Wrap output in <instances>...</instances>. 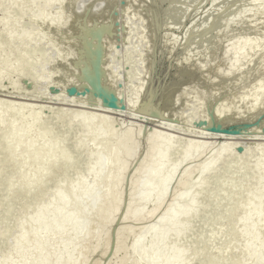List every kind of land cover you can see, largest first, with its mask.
<instances>
[{
  "label": "bare ground",
  "instance_id": "1",
  "mask_svg": "<svg viewBox=\"0 0 264 264\" xmlns=\"http://www.w3.org/2000/svg\"><path fill=\"white\" fill-rule=\"evenodd\" d=\"M31 1H34V7L28 11L26 6ZM211 1L215 4H223V6L218 11L216 18H213L212 14H207L202 18V22L208 24L207 29L201 36L187 44L186 50L189 53L198 49H203V52L200 54H188L183 58L182 64L179 63V65L183 66H180L176 73L179 77L187 78L184 81L185 83L177 89L173 99H171L170 106L172 105V108L167 114L170 122L173 121L171 118H178L180 121H175L176 125H171L172 123H166V125L168 127L170 125V128L174 126L175 128L172 127L173 129H179L182 131L180 134L185 137L168 132V128L165 129L166 131L161 130L159 129L161 128L160 126L157 128L150 127L148 130H143L140 127L136 128L135 131L126 127L124 129L122 125L125 122L123 121L128 120H122L123 118L117 117L120 111L125 110L123 111L125 113L129 111L132 106H130L131 101L137 100L138 96L141 95V90L144 89V84L152 67V55L157 41V28L155 26L148 31L146 26L147 22L149 25V21L151 24L154 21L155 25L156 23H161L159 14H156L152 8V0H6L4 2V4L12 5L13 11H15L12 18L19 22L22 20V25L26 23L22 27H20L21 24L19 25L20 31H18L17 35L11 37V42L19 46L23 45L22 47L26 45L28 48L31 47L30 50H32L27 55L20 57L21 61L20 59H16L11 63L0 61L1 73L8 70L12 71L17 64L28 66V72L23 73L24 90H18L12 83L10 94L16 95L11 97L16 99L0 98V118L6 114L16 115L22 113L26 115L28 111L39 107L42 110L40 108L39 115L29 123L27 129L23 131L16 130L12 136L7 133L3 135L2 132H5L6 129H18V124L15 123L14 119L11 118L6 123L0 124V147L9 140H15L13 149H0V257L7 253L13 254L2 264H14L16 255L26 246L28 240L39 235V230L43 226H47V231L43 235L44 242L38 246L40 254H44L43 252L47 249L46 243L53 236L66 231L69 228V220L78 222V226L71 232L72 236L83 238L94 231L85 224L86 222L81 223L80 220L99 216L101 218L99 222L100 231L98 233L95 232V244L92 249L100 246L107 235V227L112 222L123 199L119 175L126 168L127 162L140 152L142 146L147 155V160L140 164L135 171L138 176L131 180L128 185L129 197L132 200L130 199L131 204L128 203L127 206L129 208L126 209L129 210L128 212L134 213L133 216L129 214L132 216L131 218L142 220L152 216L159 209L161 199L165 195L167 196L169 185L174 179L182 188L175 192L171 199L170 205L174 209L170 211L169 215L160 218L155 225L144 226L139 229L135 238L129 244H122L121 242L120 244L118 242V247V244H115L116 252L122 249V256H120L121 258L116 264H134V260L128 261L129 255L142 258L143 264H159V262H162L159 261V257L164 254L165 248L169 244H175L177 249L174 251V255L166 256L164 261L166 264H185L186 260L188 264H207V261H202L201 256H204V254L202 250L201 252L199 251L197 242L192 246L184 247V249L190 248L188 249L190 250V255H184L185 262L184 259L182 262L181 257L183 254L180 252L178 243L182 246L184 241L174 237L178 229L182 225L185 227V223H188L184 216L175 219L176 221L174 220L177 215L185 213L186 203L183 204V199L187 196V192L184 191L186 185H190L192 188L195 187V190L198 187L199 189L201 188L195 193L196 196L198 193V197L192 205L195 206L206 201L209 204L203 208L205 211H207L206 209H214L215 206L217 207L216 209L223 206L219 209L216 216L220 217L219 214L222 213L221 219L226 217L223 220L224 223L227 222L228 217L236 221L242 216H251L254 221L253 227L258 231V235H255L247 224L245 225L247 232L245 235L241 236L239 233H234L230 240L236 241L240 237L241 239L244 237L247 239V247L250 251H255L253 249L257 248L260 249L258 258L260 255H264V248L260 247V245L264 244V182H261L259 189L255 193H245L244 189H242L233 195H226L225 193L223 194L226 190L223 186L220 191L213 192L214 195L209 200H205L209 190L217 189L216 184H227L237 179L235 174H229L213 183V175L226 174L221 160L218 162L219 167L217 166L214 174L205 176V172L202 175L205 166L217 160V154L222 147H232L234 152H236V147H242L243 151L238 152V155L243 162L248 163L254 158V160L258 158L262 160L263 157L261 155L264 153V119L258 120L255 115L245 117L247 112L255 106L264 103V82L260 83V85L256 84L247 92L233 94L234 104L231 102L225 105L224 108L217 109V101H219L218 99H220L222 91H224L222 88H236L250 76L256 74L264 81V65L261 62V56L264 54V45L260 48L259 59L257 58L254 63L235 72V62L242 48H230L228 46L234 41L240 44L246 42L239 35H232L229 32L219 39L211 36L213 30L220 29L222 26L225 30H229L234 23H238L240 26L239 33H242L248 26L254 24V19L248 15L242 17L233 15L229 20L225 19L239 6H246L249 9L255 8L257 1ZM194 3L195 0H170V4L163 9L165 19L161 25L167 27L169 31L175 32L177 23L185 16ZM255 17L257 28L259 30L263 29L264 2ZM117 19L119 20V25L116 24ZM12 24L14 25V23ZM47 29L52 30L51 32L54 31V33L50 35L51 32ZM187 30L183 34H186ZM46 31L50 32L49 36L53 35L56 39L53 38L54 41H52V37H48L46 40H51V42H48L41 52L40 49H37L38 43H40L43 33L48 36ZM56 34L57 36H55ZM59 35H64L65 37L61 38ZM93 38H95V41H93ZM256 39L257 34H254L247 42L251 44ZM172 40V36L165 32L162 35L161 44L166 48V45ZM150 46L152 49L149 54ZM3 52L4 48H1L0 59ZM206 53H211L213 60L204 69L197 72L194 77H190L188 73L189 67L203 62ZM86 61L90 63H86ZM186 62L189 67L185 66ZM82 63H84V69L82 68ZM98 64L99 68L97 67ZM29 66L31 68L34 67V70L31 71ZM95 69L98 71V79L105 90L114 88L117 92L120 90L119 94L120 92L126 94L127 97L116 108L95 104L99 108L90 107L94 109L92 111L91 109L86 110L87 106H82L83 104H92L82 100L83 96H80V94L82 90L90 86L88 82L95 74ZM105 75L107 79L104 78ZM91 85L94 86L88 92L95 94L99 90L95 87L96 80ZM53 87H57L56 90L52 91ZM71 87L76 88V92L73 94L74 97L67 93ZM33 92L36 94L33 95ZM27 95L35 98V100L29 99ZM27 100L47 101L48 104L40 105L35 102L31 103L32 101L26 102ZM236 103H239L240 114L232 113L233 108L237 105ZM121 105H124L125 108H121ZM83 107H86V109H83ZM109 109L112 111H109ZM213 111L217 115L212 119L211 113ZM74 114L96 117L97 119L94 123L96 125L93 124L88 127V124L75 122L71 119ZM113 114H116V116ZM119 115L121 116V114ZM104 119H109L108 123L101 125L100 123H103ZM200 119L207 122V124L205 122L206 125L203 122L204 128L211 124L216 125L213 122L215 119H221L222 127L226 126V124H235L241 120H245L251 125L245 129H239L240 132L237 135L226 134L224 137L221 136L220 140L213 141L214 147L211 155L205 163L198 167H190L180 171L173 167L171 172L168 170V174H166V170L164 171L158 166H154L151 169L153 160L156 162L162 160V157H160L163 152L161 146L167 138L172 140L171 145L173 148L171 149L173 151L169 153L171 159L179 157L183 150H186V153L190 151L188 155L184 156V160L191 154L199 156L203 153L204 147L210 144L209 141L188 137L198 132L197 129L199 127L201 128V125L196 124ZM44 123L59 130V136L45 137L41 134H36V128ZM127 123H130L127 124L128 127H132L134 122L128 121ZM98 125L104 126L103 130L105 137L109 139V147L106 148L108 151L104 153V166H98L93 171H89L90 165L97 162V157L85 158L83 151H87L88 144L84 145L83 148L82 137L85 136L87 140H91V137L96 134V129L99 128ZM253 125L255 126L253 127ZM255 130L257 132H254ZM171 131L173 130L171 129ZM199 134L193 136L198 138L199 136L201 138L205 137H202L204 133ZM56 142L58 144L54 150L47 152L46 148ZM22 145L23 153L20 152V146ZM258 149L261 151L260 154L256 151ZM24 150H29V153L24 154L26 153ZM155 150L156 153L154 154ZM61 159L62 161H60ZM42 161L48 162L49 166L43 168L37 166L34 172L29 175H16L13 173L21 166L28 167L33 163L35 165L37 162ZM64 161L66 164L61 165ZM18 165L21 166L18 167ZM250 168L252 170L253 166L251 165ZM233 171L235 169L232 167L228 170V172ZM252 171L253 173L260 172V175H264V170H261L260 166ZM199 178L202 179V183H196ZM108 179H116V181L110 184L103 192L85 191L80 194L78 201L65 211L58 213L55 210H51L50 217L61 215V220L58 223L51 224L49 217L46 218L40 214L47 212L62 195L72 192L78 186L103 182ZM256 180L257 177L252 176L246 178V181L240 184L247 188L249 184L252 185ZM236 182L239 183V181ZM205 184L209 186L207 190H204ZM155 185H160L159 191L154 190L153 187ZM24 192L26 193L25 196H23ZM254 196L263 198L261 209L245 213V205L249 202L252 203ZM84 199H88V203L85 205L81 204V200ZM213 199L219 201L214 206H211L210 203L213 202ZM137 201L142 206V210L135 212ZM177 201L178 203L173 205ZM170 205L166 206V212L171 209L169 208ZM205 211L202 212L201 216ZM206 213L208 214L209 212ZM33 215L38 216L34 218ZM74 217H77V219ZM207 219L213 221L216 218L210 216L206 217ZM223 226L217 227V229ZM125 229L123 230L125 231ZM127 231L133 233L130 228ZM119 232L121 233V230ZM193 235L196 237L197 233L192 232L189 238ZM189 238H187L188 241ZM151 241L159 244L154 247V245L150 244ZM252 243H255V247L252 246ZM79 245L76 240H66L60 244L57 250L46 256L43 261H22L18 264H77V262L68 261L64 256L75 250ZM230 246L228 245V248ZM203 248L204 245H202L201 249ZM88 251L87 249L85 250V252ZM211 253L214 254L213 251ZM153 254L158 255V260L155 259L148 262V256ZM232 256L236 257L237 255L233 254ZM233 260L236 262L235 264H241V259Z\"/></svg>",
  "mask_w": 264,
  "mask_h": 264
},
{
  "label": "rangeland",
  "instance_id": "2",
  "mask_svg": "<svg viewBox=\"0 0 264 264\" xmlns=\"http://www.w3.org/2000/svg\"><path fill=\"white\" fill-rule=\"evenodd\" d=\"M5 1L6 0H0V49L4 48V52L1 55L0 61L3 63H5V62L11 63L16 59H20V57L27 55L32 49L30 50L31 47L28 48L26 45H24V47H22L23 45L19 46L16 43L11 42V40H10L11 37L17 35L18 31H20L19 25L22 23L21 22L22 20L19 22V21L15 20V18H12L15 11H13V7H11L12 6L11 4H4ZM165 1L168 2V5L170 4V0H163V1L158 0L157 3L162 4ZM256 1H257V6L255 8L249 9L246 6H239L235 11H233L225 19V20H229L233 15H237L238 17L248 15L250 18L254 19V22H253L254 24L248 26L247 27L248 29L246 28L242 33H239L240 32V26L238 23H234L229 30H225V28L222 26L220 29L213 30L211 32V36L214 38H217V39L223 37L228 32L232 35L237 34V35H239V37L243 41L246 42V43L243 42L244 44H240L239 42L234 41V42H231L232 44L230 46H228L230 48H238V47L242 48L241 52H240V54L237 57V60L235 62V66H234L235 72H237L238 70L240 71L241 69H244L247 65L254 63V61L259 56L260 48L262 47V45H264V28L259 30L257 28L258 27L257 21L255 20V18H256L255 16L261 10V4L264 2V0H256ZM152 2L154 3V9L153 10L155 12L156 11L159 12L160 14L161 13L164 14L163 19H161L160 14H159L160 21L162 24L164 19H165V13L163 12V9L165 7H167L168 5H166V3H164L160 7L157 8V6H155L156 1L152 0ZM222 6H223V4H215L211 0H195L194 5L188 9L185 16L181 20H179V22L177 23V25H176L177 27H175V32L174 31L171 32L168 30L167 27L163 26L164 27L163 33H165V32L169 33L173 39L172 42L169 43V45H166V47H169L171 45L170 49L168 50L169 54H171V52H173L174 48H175V51H179V53H177V55L179 54V57H180V54H182V58H184L188 54H195V53L200 54V53H202L203 49H198L197 51L189 53L186 50L187 44L191 40L201 36L205 32V30L207 29L208 24L203 23L202 18L207 14H212L213 18H216L218 11L220 10V8ZM26 7L28 8L27 9L28 11H29V9L31 10V8L34 7V1L27 3ZM12 23H14V25ZM30 23H31V20H30ZM24 24L26 25V23H24ZM24 24L23 25L21 24L20 27L25 26ZM28 26H29V24H28ZM186 29H188L187 33L183 34ZM192 29H194L193 35H195V37L193 39H190L189 41H186V43L184 45L182 37L188 38L189 37L188 34L190 33V31ZM47 30H49V29H47ZM49 31L51 32L52 30H49ZM46 32H47L48 36H45L43 33L42 39H41L40 43H38L37 49L38 50L40 49L41 52L43 51V47H45V45H47L48 42H51V40H46V39L48 37H50V38L52 37L51 39L54 38L53 35L49 36L50 32L49 33H48V31H46ZM157 32H159V31L157 30ZM53 33H54V31L51 32L50 35ZM254 34H257V39L251 44L248 43L247 41ZM64 35H66V34H64ZM64 35H62L63 37L61 35H59V36L61 38H64L65 37ZM55 36H57V34ZM157 37H158V33H157ZM95 38H93V41H95L94 40ZM54 39H56V38H54ZM54 39L52 41H54ZM175 43H176V45H175ZM156 44H157V41H156ZM182 45H183V47H182ZM34 47H35V45H34ZM32 48H33V46H32ZM180 48H181V50H180ZM33 49L35 50V48H33ZM161 52H162L161 53L162 64H159V68L161 69V71H163L162 75H164V73H165L164 71H165L166 64H167V62L164 60H167L168 57L166 55V58H165V53H166L165 51H161ZM211 60H213L212 54L206 53L203 62H200L196 66L193 65V68L190 67L188 69V73H189L190 77H194L197 74V72H199L201 69H204L207 66V64L209 62H211ZM20 61H21V59H20ZM20 61H19V63H20ZM87 62H89V61H86V63ZM173 62H174V60H173ZM261 62L264 65V54L261 56ZM153 63H154V60L152 58V67H151L150 73H152V71H153ZM177 64L178 63H172V66L174 69V70H172V73L174 72L175 75H174V77L172 76V79H170L169 83H167V86H165V88L163 89V93L161 91V95H160L161 100L159 99L160 101L157 103L159 105L160 109L162 110V112L165 113L167 118L156 119V118L140 115V114L136 113L137 111L134 112L135 111L134 107L139 105V104H137V102H138L137 100L139 98H137V100L131 101L130 106L131 105L132 106L130 107L129 111H126V113L123 112L125 110H123L122 112L120 111L119 113L114 111V112L118 113L117 117H119L121 119L123 118L122 120H128L130 122H134L132 124V127H128L127 124H130V123H127L128 121H123V122H125V124L122 125V127L124 129L126 127L127 129L131 128L135 131L136 128L140 127L143 130H148L150 127L151 128H157L160 126L161 128H159V129H161V130L166 131L165 129L168 128V130H167L168 132H172V133L177 134L181 137H185V136H183V134H180V133H182V131H180L179 129H177V128L173 129L172 127H174V126H171V128H170V125H169V127L166 125V123L167 124L172 123L171 125H174V124L176 125L175 121L170 122L168 120L169 118H168L167 114L170 111V109L172 108V105L170 106L171 99H173L177 89L185 83L184 81H186V78H187L186 77L182 80L181 77L178 76V74L176 73V70L179 68V64L178 65ZM33 68H31V66H29V69H31V71L34 70ZM26 71L28 72V66H26L24 64H17V66L14 69H12V71L8 70V71H4L2 73L0 72V78H1V80H0V98L16 99V98H11V97H15L16 95L10 94V87L13 83V85L18 90L23 91L24 90L23 85H25L24 82L22 81L24 78L23 73ZM251 73H254V72H251ZM106 77L107 76L105 75L104 78H106ZM163 78L168 79L169 77L166 78V76L164 75ZM95 79H96V77L93 75L90 78L88 85H91L92 81L94 83ZM263 82H264L263 79L260 76H258V74H256V75L250 76L244 83L240 84L236 88L235 87H225V89L222 88V90H224V91H222L223 93L220 96V99H218L219 101H217V109L224 108L225 105H227L231 102L234 104L233 98H232L233 94H237L238 92H241V93L247 92L256 84L260 85V83L262 84ZM204 83H205V81H204ZM145 84H146V82H145ZM145 84H144V86H145ZM113 89L106 90V91L113 92L118 97L117 104L119 105L127 96L124 92L123 93L125 95L120 92V94L125 96V97L124 96L122 97L119 94L120 90H118V92H117V91H115V89L114 90ZM145 89H146V87H145ZM98 92H99V90L96 93L100 94ZM96 93L92 94V93L86 91V93L83 94V90L81 91L80 96H83L82 100H84L86 103H89V102L92 103V104H85V105L83 104L82 106H87V109H86V107L85 108L83 107V109L90 110L91 109L90 107L99 108V106L95 105V104H102L101 100H100L101 97L99 95H97L98 97H96ZM27 94H29V93H27ZM34 94H36V93L33 92V95ZM73 94H75V93H72V95L71 94H69V95L74 97ZM28 97H29V99L35 100V98H32L30 96H28ZM41 99L43 100V98H41ZM45 100H47V99H45ZM28 101L31 102L32 100H27L26 102H28ZM43 101H41V100L38 102L32 101L31 103L35 102V103L40 104V105L48 104L47 101L46 102H43ZM236 104L237 105H235V108H233L234 111L232 110V113L233 114H240L241 109H240V107H238L239 103H236ZM40 108L41 107H39L38 109L35 108V110L32 109V110L28 111V113L26 115H24L22 113H19L16 115H12V114L4 115L2 118H0V124H4L9 119L13 118L15 123L18 124V129H9V130L6 129L5 132L1 131L3 133V135H4V133H7L8 135L12 136L16 130H18V131L22 130L23 131V130L27 129V126L29 125V123L39 115V112L42 110V108H41V110H40ZM91 110L94 111V109H91ZM110 110L111 109H109V111ZM95 111H97V110H95ZM104 113H107V112H104ZM119 114H121V116ZM124 114H126V115H124ZM252 115H255L258 120L264 119V103L261 105L255 106L252 110L247 112L245 117L252 116ZM114 116H116V114ZM220 120L221 119H215L213 122L214 123L215 122H221ZM241 123H247V122L245 120H241L235 124L240 125ZM235 124H232V125H235ZM253 124H255V123H253ZM250 125L251 124H249V126ZM255 125H257V124H255ZM255 125H253V127ZM226 126H230V125L226 124ZM226 126H224V127H226ZM249 126H247V127H249ZM38 127L36 128L37 129L36 134H39V135L41 134L45 137L55 136V135L59 136L58 135L60 133V132H58L59 130L48 126L47 123H44ZM201 128H203L204 130ZM201 128L199 127V129H197L198 132H196L195 134L198 135L200 132L199 135H201V133L202 134L204 133V135H202V137L205 136L204 138H201L200 136H199V138L196 136L194 137L193 135H195V134H193L192 136H188V137L195 138L198 140L204 139V140L209 141L210 144H207L204 147L202 154H200L199 156L191 154L187 159L184 160V156L188 155L190 151H188L186 153L185 152L186 150H183L182 154L175 159H171V156L169 154H167L168 157H167V160L165 161V159H166V153H165V155H164L165 159L160 160L161 162L160 161L156 162L152 159L153 162L151 163V165H152L151 169H153L154 166H158L159 168H162V170H164V171L166 170V174H168L169 173V171H168L169 166L176 167L177 171H180V170L187 169L190 167H192V168L198 167V166L202 165L203 163H205L206 160L209 158V156L212 153V150L214 147L213 141L220 140V137L221 136L224 137L226 134L215 133V132L209 131V129H206L203 126H201ZM169 129H170V131H169ZM171 129L174 132L171 131ZM239 129H245V128L241 127ZM7 130H8V132H7ZM52 131H54V132H52ZM254 132H257V130H255ZM120 133H121V131H120ZM256 135H259V134H256ZM14 142H15L14 139L9 140L7 143H5L3 146H1L0 149H2V148L6 149L7 148V149L11 150L14 148V145H15ZM58 142L47 147L46 151L50 152V151L54 150V148L56 147ZM20 147H21L20 152H22L23 145ZM24 152H26L24 154H28L29 150H24ZM155 153H156V150L154 151V154ZM146 157H147V155L145 154V150L142 146L140 152L134 158H132L130 161L127 162L126 168L120 173L119 180L121 181V192H122L123 199H122L121 205H120L119 209L117 210L112 222L107 227V235L104 238V240H102L100 246H98L95 249H92V247L95 244V232L98 233L100 231L99 222H100L101 218L99 216H94V217L89 218V219L82 218L80 220L81 223L86 222L85 224H87L88 227L92 231H94L90 235L83 237V238L72 236L71 232L73 229H75L78 226V222L69 220V222H68L69 228L64 232L53 236L46 243L47 249L45 252H43L44 254H40L41 252L38 250V246H40L44 242V236L43 235L47 231V226H43L39 230L40 234L37 235L36 237L32 238L31 240H28V242L26 243V246L23 247L21 249V251L16 255L14 264H18L19 262H22V261H24V262H28V261H32V260H42L43 261V259L46 256H48L50 253L57 250L62 242L66 241V240H70V239L76 240L77 242H79L80 245L75 250L67 253L64 256L65 259H67L68 261L77 262V264H97V263H99V264H116L118 262V260H120V258H121L120 256H122V254H121L122 249H119V251L116 252L117 249L114 248V246L116 247V245L118 244L117 245V247H118L120 242L122 244H129L135 238L137 231L139 229H141L144 226L155 225L160 218L165 216L166 206L168 207L170 205V202H171V199L173 198L174 193L178 192L182 188V186L179 185L176 182V180L174 179L169 185L167 196L165 195L161 199V204L159 206V209L152 216H149V217L144 218L142 220H137V219L134 220L133 218H131L134 215V213H130V212H128L129 210H127L129 208L127 206L128 203L131 204L130 203L131 198L129 197L128 185H129L131 180H133L134 178H136V176H138L135 171L138 169V167L140 166V164L144 160H147ZM60 161H62V159ZM65 164H66V162L64 161L61 165H65ZM20 166L21 165H18V167H20ZM37 166H40L43 168L45 166H49V163L46 161H42V162H37L35 165L33 163L28 167L21 166L20 168H18L13 173H15L16 175H27V174L29 175V174L34 172V170L37 168ZM114 181H116V179H110V180L108 179V180L103 181V182L87 183V184H83L81 186H78L72 192L65 193L64 195H62V197H60L47 212H42L40 214L43 215V217H46V218L49 217V222L51 224H56L61 220V215L58 214V215L50 217L51 210H55L58 213H61V212L65 211L66 209L70 208L71 206H73L78 201L81 193H83L85 191H87V192H89V191L103 192ZM194 186H196V185H194ZM153 188L155 191H159L161 187H160V185H155ZM200 189L198 187L195 190V187L192 188L190 185L185 186L184 191L187 192L186 193L187 196L183 199V204L186 203V205H185L186 208L197 200L198 193H197L195 201L192 200L191 204L188 205V202H189L190 198L193 196V193H196ZM25 195H26V193L24 192L23 196H25ZM66 195L72 197L73 201H71L70 203H68L66 201H62L63 197ZM87 203H88V199L81 200V204L85 205ZM177 203H178V201L175 202L173 205H176ZM1 204H3V202H1ZM169 208H171V205ZM134 210H135V212L142 210V206L139 205V201H137V205H136ZM126 211H127V215H126ZM129 214H131L132 216ZM36 216H38V215H33L34 218ZM178 226H180V225L178 224ZM127 227L130 228L133 233H131V231H130V233H131L130 234L127 231V229H128ZM119 228L121 230V233L119 232L120 230L118 231ZM121 228H123V229L126 228L125 231H127L128 233L125 232ZM261 242H262V240L260 241V244H261ZM154 243L155 242H152V241L150 242L151 245H154ZM156 243H157L156 245L159 244L158 242H156ZM156 245H154V247H156ZM173 245H174L175 249L173 251L172 250L169 251V247L173 246ZM261 246L264 248V244L260 245V247ZM10 248H12V247H10ZM86 249L89 251L85 252ZM176 249H177V246L175 244L167 245L165 248L164 254L161 257H159V259H160L159 261H162V262H159V264H166L164 262L166 260V256L169 257V256H172V254L174 255V251H176ZM12 255L13 254H11V253H7V254L3 255L2 257H5V258H4V260L0 261V264H2L6 259H8V257H11ZM155 259L158 260L157 254L156 255L153 254L151 256H148V262H151V260H155ZM130 260H134L135 261L134 264H143L144 263L142 258L135 257L134 255L128 256V261H130Z\"/></svg>",
  "mask_w": 264,
  "mask_h": 264
},
{
  "label": "water",
  "instance_id": "3",
  "mask_svg": "<svg viewBox=\"0 0 264 264\" xmlns=\"http://www.w3.org/2000/svg\"><path fill=\"white\" fill-rule=\"evenodd\" d=\"M148 1V0H147ZM156 1V5L157 8L160 7L162 4L166 3V5H168V2L165 1L162 4H158ZM165 5V6H166ZM154 3L152 4V8L154 9ZM164 6V7H165ZM156 9V8H155ZM156 14H160L156 11ZM161 19L164 18V14L161 13L160 14ZM152 22V21H151ZM116 24L119 25V20L117 19ZM156 26L157 30L159 32L158 33V37H157V44L155 43V47H154V53L152 55V58L154 60L153 63V71L152 73H150L147 76V81L146 84L144 86V89L141 90V95L140 97L138 96V102L137 104H139L138 106L134 107V112L143 115V116H147V117H152V118H156V119H164L167 118L165 113L162 112V110L160 109L159 105L157 104L161 99H160V95H161V91L163 93V89L165 88V86H167V83H169L170 79H172V76L174 77V72L172 73L173 66L172 63H181L183 62V58H182V54L177 55V53H179V51H175V48L173 50V52H171V54H168V50L170 49L169 47H166V49L164 48V46L161 44L162 43V33H163V29L164 27L161 25V23H156L153 21L152 24L149 21V25L147 22V26L146 28L151 29L154 28ZM90 28V27H88ZM185 28V27H184ZM195 29V28H194ZM194 29H192L190 31V33L188 34V38L182 37L183 39V44L185 45L186 41H189L190 39H193L195 37V35H193ZM203 30V29H202ZM201 30V31H202ZM188 39V40H187ZM171 43V42H169ZM169 45V44H167ZM176 45V43H175ZM152 46V45H151ZM150 46L149 49V54L151 52L152 47ZM102 47H103V43H102ZM183 47V45H182ZM181 47V48H182ZM168 48V49H167ZM180 48V50H181ZM100 49V47H99ZM97 48V50H99ZM161 51H165L166 55H167V60H164L167 62L166 64V68H165V73L164 75L166 76V78L168 79H164V75H162L163 71H161V69L159 68V64H162V55H161ZM100 54V51H99ZM175 57V58H174ZM177 57V58H176ZM174 60V62H173ZM177 64V65H178ZM179 65V67L183 66V65ZM186 67H189L188 63H185ZM84 66V63H82V68ZM99 68V64L97 66ZM193 68V65L190 66ZM189 67V68H190ZM198 67V66H197ZM81 68V69H82ZM84 69V68H83ZM103 70V68H102ZM104 71V70H103ZM98 71L95 69V74L94 76H96V85L95 87L99 89L100 94L96 93V97H98L97 95H99L101 98V103L103 105H108L109 107H113L116 108L118 106L117 104V100L118 97L113 93V92H108L105 89H103V86L101 85V81H99L98 79ZM181 79L183 80L184 78L181 77ZM92 84L93 81H92ZM203 85V84H202ZM92 86L94 85H90L88 87H86L84 91V93H86V91H88ZM76 87V86H75ZM75 87H71L70 89H68L67 93L68 94H72L74 92H76V88ZM146 87V89H145ZM57 87H53V90H56ZM79 91V90H78ZM144 91V92H143ZM146 92V93H145ZM145 94V95H144ZM104 96V97H103ZM142 97V98H141ZM160 99V100H159ZM121 108H125L124 105H121ZM216 108V107H215ZM214 108V110H215ZM214 113V114H213ZM213 113H211V118L213 119L215 115V112L213 111ZM216 117V116H215ZM71 119L74 120L75 122H82L84 124H88L90 127V125H93L96 121V117H87L84 116L82 114H74L71 116ZM109 119H104L102 124H106L108 123ZM171 120L173 121H180L178 120V118H171ZM87 122V123H86ZM207 124L206 121L200 119L196 124H199L201 126H203ZM206 122V124H205ZM66 125H68L65 122ZM216 125H208V127L206 129H209V131L215 132V133H223V134H227V135H237L240 130L239 128L244 127L246 128L247 126H249L250 123H241L240 125H230V126H226V127H222L220 122H215ZM96 125V124H94ZM99 128L96 129V134L95 136L91 137V140H87V138L84 136L83 138V148L84 145L88 144V149H86L87 151H85L83 148V153L85 154V158H90L93 156L97 157V162L93 163L92 165H90L89 171H93L94 169H96L98 166H104V153L106 151H108L106 148L109 147L108 144V140L107 137H105V132L103 130V127H101L100 125H98ZM67 129V128H66ZM69 129V127H68ZM88 130H90L88 128ZM54 132V131H52ZM60 132V131H58ZM167 141V142H166ZM166 141H164V144L161 146L162 147V154L160 155V157H162V159H165V153H166V159L169 153H171L173 151L172 147V140L170 138H167ZM79 144V142H78ZM80 145V144H79ZM236 152H234L232 147L229 146H224L222 147L221 151L217 154V160L212 161L211 163H208L205 168L203 169L202 175L206 172L205 176H209L210 174H214V171L217 170V166L219 167V163L220 160L222 161V166H223V170L225 171L226 174H222V175H213V183L214 181L221 179V178H225L226 176H228L229 174H235L236 176V181H239V183H237L236 181L234 182H229L227 184H216L217 189L216 190H209V193H207V197L205 200H209L211 198L212 195H214L215 192H218L221 190V187L223 188V186L226 188L225 192H223V194L225 193L226 195H233L235 194L238 190H242L244 189V192H251V193H255L257 191V189H259V185L261 184V182H264V175H260V172H254L252 170H255L258 166L261 167V170H264V153L263 155H261L263 157V159L261 160L260 158H258L257 160L251 159V161L248 162H243L240 159V156L238 155V152H242L243 148L242 147H236ZM259 154L261 153V151L256 150ZM258 154V155H259ZM257 155V156H258ZM254 160V161H253ZM167 163V162H166ZM167 165V164H166ZM253 166V169L251 170L250 166ZM221 166V167H222ZM235 169V171L233 172H228V170L230 168ZM235 167H240V168H235ZM168 170H170V172L173 170V166H169ZM257 177L256 182L249 184L247 188H244L240 183L245 182L246 178L248 177ZM202 177V176H201ZM217 177V178H216ZM80 179V178H79ZM252 179V178H251ZM78 180V179H77ZM250 181V180H248ZM196 183H202V179L199 178ZM206 187L204 186V190L208 189L209 186L207 184H205ZM64 187V185H63ZM214 192V193H213ZM243 192V191H242ZM241 192V193H242ZM61 194V193H60ZM195 193H193V196L190 198L188 205L191 204L192 200H195ZM254 201L252 203H248L245 205L244 207V212L248 213L249 211H254V210H260L261 209V203L263 202V198L262 197H256L254 196ZM62 201H66L68 203H70L72 200V197L66 195L63 197ZM213 202L210 203L211 206H214V204L216 202H218L219 200L217 199H213ZM209 202V201H208ZM209 203H206V201H203L201 203H198L197 205H190L186 208L185 213L181 214V215H177L175 219H179L180 217L184 216L185 220L188 223H185L186 227L184 228V226L182 225L179 229L177 234L174 235V237H176L178 240L180 239L183 240L184 242L182 243V246L180 243H178L179 247H180V252H182V262L184 259V255H190V248L184 249V247L186 246H192L194 244L198 245V249H200L199 251L201 252V250L203 251L204 256L202 255V261H207V264H235L236 262H234L233 259H238L240 260L241 264H264V256L259 255V250L257 248H254L253 250L255 251H250L247 247V239H245L243 237V239H241V237L239 238V240L233 241L230 240V237L234 234V233H239L241 236L245 235L247 232L245 230V225H249L251 230L253 231V233L255 235H258V231L253 227L254 225V221L252 220L251 216H242L240 218H238L236 221L231 220L229 217L227 218V222H223V220L226 217H223V219H221V214H219L220 217H217L216 215L218 214L217 212L219 211V209L223 206H221L220 208L216 209L217 207L215 206L214 209H206L207 211H205V209H203L205 206H207ZM174 207H172L168 212L165 213L166 217L167 215H169L170 211L173 210ZM210 210V211H209ZM205 211L203 213V215L201 216L202 212ZM187 212V213H186ZM206 212H209L208 214ZM216 213V214H214ZM213 217L216 218L215 220H211V219H207L206 217ZM215 216V217H214ZM75 219H77V217H74ZM221 219V220H220ZM211 220V221H208ZM220 220V221H219ZM176 221V220H175ZM192 222V223H189ZM219 222V223H218ZM188 224H190L188 226ZM217 224V225H216ZM222 225H224L222 228L217 229V227H221ZM264 230V227H263ZM192 232H196L197 235L194 238H189L190 234ZM189 238V241L188 239ZM196 239V240H195ZM157 243H154V245H156ZM201 245V247H200ZM202 245H204V250L201 249ZM228 245H231L228 248ZM255 243H252V246H254ZM255 247V246H254ZM175 249L174 245L169 247V251H173ZM214 252L211 253V252ZM236 254V257H233L232 255ZM5 257H1V260H4ZM185 262V259H184ZM198 262V261H197ZM187 260H186V263Z\"/></svg>",
  "mask_w": 264,
  "mask_h": 264
}]
</instances>
